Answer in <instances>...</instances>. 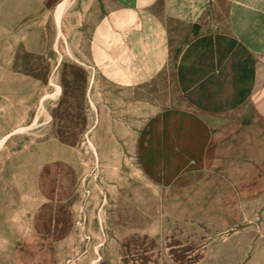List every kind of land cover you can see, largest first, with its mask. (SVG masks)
Returning a JSON list of instances; mask_svg holds the SVG:
<instances>
[{
    "label": "rangeland",
    "instance_id": "rangeland-1",
    "mask_svg": "<svg viewBox=\"0 0 264 264\" xmlns=\"http://www.w3.org/2000/svg\"><path fill=\"white\" fill-rule=\"evenodd\" d=\"M62 1L0 0V264H262L264 178L224 195L206 173H181L175 113L161 131L142 116L181 104L173 71L114 100L90 87L93 68L70 50L80 0L58 23ZM242 103L215 126L255 124L264 142ZM58 144L68 162L53 161Z\"/></svg>",
    "mask_w": 264,
    "mask_h": 264
},
{
    "label": "crops",
    "instance_id": "crops-1",
    "mask_svg": "<svg viewBox=\"0 0 264 264\" xmlns=\"http://www.w3.org/2000/svg\"><path fill=\"white\" fill-rule=\"evenodd\" d=\"M87 1L80 0L84 17L70 50L93 68L90 87H102L114 100L162 78L169 82L172 70L181 104L158 113L148 104L141 114L147 121L158 118L161 131L168 112L175 113L174 130L184 135L170 145L188 160L181 173H206V181L228 190L224 195L238 184L263 181L257 126L216 127L215 118L228 121L248 100L264 122V0H94L83 10ZM179 37L187 39L177 48ZM51 156L68 162L62 144ZM252 188L241 194L252 196Z\"/></svg>",
    "mask_w": 264,
    "mask_h": 264
},
{
    "label": "bare ground",
    "instance_id": "bare-ground-1",
    "mask_svg": "<svg viewBox=\"0 0 264 264\" xmlns=\"http://www.w3.org/2000/svg\"><path fill=\"white\" fill-rule=\"evenodd\" d=\"M67 1L68 0H65L59 7H58V11H57V19H58V23L60 22L61 20V14L62 12L64 11L65 9V6L67 4ZM10 136V135H9ZM9 136H6L5 139H7Z\"/></svg>",
    "mask_w": 264,
    "mask_h": 264
}]
</instances>
